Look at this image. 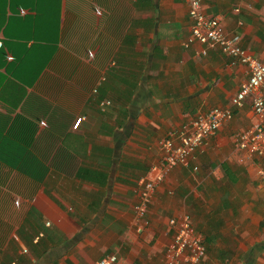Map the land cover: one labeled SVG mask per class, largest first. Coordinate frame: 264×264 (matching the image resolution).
Here are the masks:
<instances>
[{
    "label": "crops",
    "instance_id": "1",
    "mask_svg": "<svg viewBox=\"0 0 264 264\" xmlns=\"http://www.w3.org/2000/svg\"><path fill=\"white\" fill-rule=\"evenodd\" d=\"M201 3L241 50L264 60V0ZM185 9L182 0H0V264H94L106 254L116 264H161L167 222L179 214L214 258L253 264L263 256L264 186L250 163H237L230 140L253 123L248 101L188 167L169 171L143 233L131 226L157 142L189 116L228 107L246 80L216 51L197 58L199 46L183 47ZM137 63L138 87L130 100L118 97ZM93 80L97 92L105 87L101 99L88 92ZM233 226H245L240 237L261 232L244 245Z\"/></svg>",
    "mask_w": 264,
    "mask_h": 264
},
{
    "label": "built area",
    "instance_id": "2",
    "mask_svg": "<svg viewBox=\"0 0 264 264\" xmlns=\"http://www.w3.org/2000/svg\"><path fill=\"white\" fill-rule=\"evenodd\" d=\"M182 1L189 22V36L183 47L199 46L200 49L194 53L197 58H205L209 51H216L228 58L231 65L242 66L246 80L228 99V107H213L206 113L189 116L184 123L170 129L157 142L158 161L148 168L146 177L137 182L131 226L138 234L143 233L148 226L147 209L169 171L176 167H188L196 150L204 145L223 123L229 121L231 110L240 109L245 99H248L253 123L248 130L231 136L232 151L236 153L239 165L250 163L253 166L255 179L264 186V102L261 96V91L264 90V60L258 61L248 52L241 50L240 38L227 34L216 18L204 14L201 0ZM95 92L96 89H92V94ZM109 104L107 100L100 101V110ZM82 121V118L77 119L73 130L79 127ZM167 227L169 232H172V238L164 248L161 264H201L205 257L204 239L194 230L190 217L187 214L176 215L167 222ZM21 252L25 253L24 250ZM116 262L113 254H106L94 264Z\"/></svg>",
    "mask_w": 264,
    "mask_h": 264
},
{
    "label": "trees",
    "instance_id": "3",
    "mask_svg": "<svg viewBox=\"0 0 264 264\" xmlns=\"http://www.w3.org/2000/svg\"><path fill=\"white\" fill-rule=\"evenodd\" d=\"M149 1H151V0H149ZM152 24H154L153 23V21H152ZM122 67V66H121ZM136 70H137V74H133V73H130V72H124L123 73V75H122V77L120 78V86H121V88H120V90H119V96L118 97H123L124 96V93L127 95L128 93H129V95H128V98H126L127 100H130L131 99V97H132V95H133V91L138 87V84H139V82H140V79H141V77H142V75H143V70H144V64H141V63H137L136 64ZM117 69V68H116ZM111 71H116V70H111ZM96 78H97V76H96ZM95 78V79H96ZM135 80V81H134ZM97 82V81H96ZM96 82H95V80H93L91 83H93L92 85L90 84L89 86H88V92L89 93H91L92 92V90L91 89H93V87H95V84H96ZM102 87H103V85L101 84V86L99 87V89H98V92H97V89H96V92L94 93V94H91L92 96H93V98L96 100V98H98V99H101V95L103 94V91H102ZM98 88V87H97ZM104 88L105 87H103V90H104ZM130 89H131V91H130ZM134 89V90H133ZM101 94V95H100ZM98 106H99V102H98ZM99 109H100V107H98ZM42 168V167H41ZM207 245H209V240L208 239H206V240H204V246H205V248H204V250H205V252H207L206 251V248H207Z\"/></svg>",
    "mask_w": 264,
    "mask_h": 264
},
{
    "label": "rangeland",
    "instance_id": "4",
    "mask_svg": "<svg viewBox=\"0 0 264 264\" xmlns=\"http://www.w3.org/2000/svg\"><path fill=\"white\" fill-rule=\"evenodd\" d=\"M248 99H245L244 100V102L245 101H247ZM243 102V103H244ZM264 211V210H263ZM262 219V222H264V214L260 217V220ZM192 226L196 229V227H195V225L194 224H192ZM211 226H213V225H211ZM250 226H254V225H247V227H250ZM255 226H259L258 224L257 225H255ZM236 226H233L232 227V229H235L236 230V233H235V235H233V236H235V237H240V231H243L242 229L243 228H245V226H241V229H239V226L237 227V228H235ZM260 227V226H259ZM230 228V227H229ZM228 229V228H227ZM231 229V230H232ZM261 229H263L264 230V224H262V227H261ZM229 230V229H228ZM246 230V232H244V233H242V234H244V235H242L240 238V241H242V240H247V242H248V240L250 239V238H252L253 236H258L259 235V233L261 232L260 231V229H258L257 227H255L254 229H250V228H246L245 229ZM255 230V231H254ZM199 231V230H198ZM200 233H201V231H199ZM232 234V233H231ZM262 234H264V231L262 232ZM203 235V234H202ZM239 243H241V242H239ZM242 244H244V245H247V243H243V241H242ZM208 253H209V256H207L208 255ZM212 253V252H211ZM210 252H207L206 254V257H205V261L202 263V264H218V263H220L219 261H223V258H226V261H228V260H231L230 262H231V264H237V260H240V258L239 257H234V258H231L230 256H216L215 258H214V255H212ZM263 253V256H258V257H256L257 258V261H254L253 262V264H264V251L262 252ZM213 259V260H212ZM216 259V260H215ZM217 260H219L218 262H216ZM255 260V259H254ZM237 261V262H236Z\"/></svg>",
    "mask_w": 264,
    "mask_h": 264
}]
</instances>
